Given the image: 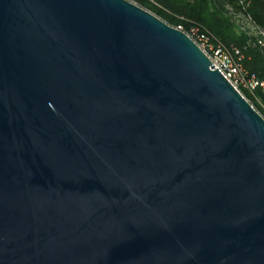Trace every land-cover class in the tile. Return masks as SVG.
I'll return each instance as SVG.
<instances>
[{"label":"water","instance_id":"1","mask_svg":"<svg viewBox=\"0 0 264 264\" xmlns=\"http://www.w3.org/2000/svg\"><path fill=\"white\" fill-rule=\"evenodd\" d=\"M124 0H0V264H264V121Z\"/></svg>","mask_w":264,"mask_h":264},{"label":"trees","instance_id":"2","mask_svg":"<svg viewBox=\"0 0 264 264\" xmlns=\"http://www.w3.org/2000/svg\"><path fill=\"white\" fill-rule=\"evenodd\" d=\"M137 0L139 7L174 28L181 26L183 31L197 26L208 33L214 41L226 49H235L241 56L240 64L250 75L264 80V48L247 33L239 31L225 6L234 12L238 9L231 0ZM244 14L264 33V0H247ZM264 119V115L260 114Z\"/></svg>","mask_w":264,"mask_h":264},{"label":"built area","instance_id":"3","mask_svg":"<svg viewBox=\"0 0 264 264\" xmlns=\"http://www.w3.org/2000/svg\"><path fill=\"white\" fill-rule=\"evenodd\" d=\"M124 1L139 7L137 0ZM231 1L238 9V12H233L234 10L231 7L225 6L224 8H226L228 14H231L233 18L240 15L247 23L251 24L253 28H256L258 30V35L263 38L256 41V45L260 48H264V33L254 25L249 16L244 14L248 6V1ZM173 29L184 34L197 47L209 62L210 67L213 66L212 70H216L223 80L226 81L255 113L259 116L260 114L264 115V80L257 79L254 75L248 74L242 68L240 64L241 56L237 50L226 49L197 26L192 25L186 31H183L181 26L174 27ZM238 29L241 32L247 33L241 27ZM260 117L262 118V116Z\"/></svg>","mask_w":264,"mask_h":264},{"label":"rangeland","instance_id":"4","mask_svg":"<svg viewBox=\"0 0 264 264\" xmlns=\"http://www.w3.org/2000/svg\"><path fill=\"white\" fill-rule=\"evenodd\" d=\"M151 5L155 6V3L151 0L148 1ZM226 10V8H225ZM227 11V10H226ZM234 12V11H233ZM232 13V12H231ZM235 14V13H233ZM235 22V25L238 28H242L244 31L247 32V35H249L251 38H253L255 41L263 39L260 35H258V30L256 28H253L251 24L247 23L244 18H242L240 15L233 18L231 14L229 15Z\"/></svg>","mask_w":264,"mask_h":264}]
</instances>
